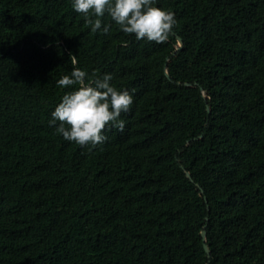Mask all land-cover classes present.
<instances>
[{
  "label": "trees",
  "instance_id": "1",
  "mask_svg": "<svg viewBox=\"0 0 264 264\" xmlns=\"http://www.w3.org/2000/svg\"><path fill=\"white\" fill-rule=\"evenodd\" d=\"M157 4L160 43L0 0V264H264V0ZM74 67L135 89L96 146L48 122Z\"/></svg>",
  "mask_w": 264,
  "mask_h": 264
},
{
  "label": "clouds",
  "instance_id": "2",
  "mask_svg": "<svg viewBox=\"0 0 264 264\" xmlns=\"http://www.w3.org/2000/svg\"><path fill=\"white\" fill-rule=\"evenodd\" d=\"M71 6L84 16L92 33L108 34L114 23L124 33L134 34L136 40L160 43L169 39L177 24L175 13L158 6L157 0H71ZM106 15L113 23L105 20ZM71 58L75 64V56ZM113 79L111 72L91 76L79 67L61 75L57 85L78 87L65 92L50 114L49 125L65 140L81 146L104 143L112 127L123 130L121 113L129 111L135 89H118Z\"/></svg>",
  "mask_w": 264,
  "mask_h": 264
},
{
  "label": "water",
  "instance_id": "3",
  "mask_svg": "<svg viewBox=\"0 0 264 264\" xmlns=\"http://www.w3.org/2000/svg\"><path fill=\"white\" fill-rule=\"evenodd\" d=\"M180 41H181V43H182L183 40L180 39ZM167 74H168V73H167ZM168 77L170 78L169 75H168ZM189 177H190V175H189ZM202 235H203V238H204V242L206 243V231H203ZM205 250H206V252H207L208 254H210V250H209V248H208L207 245H205Z\"/></svg>",
  "mask_w": 264,
  "mask_h": 264
}]
</instances>
